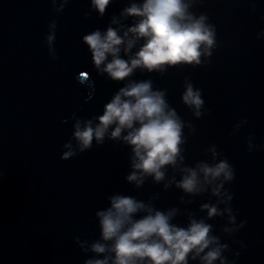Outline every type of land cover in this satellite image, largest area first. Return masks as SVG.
<instances>
[{"label":"water","instance_id":"95a60500","mask_svg":"<svg viewBox=\"0 0 264 264\" xmlns=\"http://www.w3.org/2000/svg\"><path fill=\"white\" fill-rule=\"evenodd\" d=\"M127 3L114 0L100 17L91 0H68L62 12L52 0H0V264H85L94 254H86L77 237L100 238L96 213L117 193L160 210L178 208L173 222L180 226H187L189 212L206 217L201 205L218 199L210 192L192 197L175 185L166 190L151 178L140 188L128 183L131 150L120 142H93L90 150L62 159L73 116L103 114L126 83L97 73L82 38L105 30ZM192 11L215 26L211 57L163 75L137 71L132 79L166 89L169 104L195 129L184 128L188 165L211 162L215 146L216 160L232 166L234 179L223 191L232 196L228 206L243 227L225 233L232 227L227 214L207 223L229 246L224 255L230 264H264V0H199ZM53 20L55 58L46 42ZM186 80L202 92L199 118L182 102Z\"/></svg>","mask_w":264,"mask_h":264},{"label":"clouds","instance_id":"9594fccd","mask_svg":"<svg viewBox=\"0 0 264 264\" xmlns=\"http://www.w3.org/2000/svg\"><path fill=\"white\" fill-rule=\"evenodd\" d=\"M113 2L91 0V11L103 17ZM198 2L128 0L120 14L112 16L105 30L96 29L83 36L97 73L126 83L105 104L103 114L86 120L73 116V136L64 145L67 151L62 159L90 150L93 142L96 145H103L106 140L120 142L131 150V172L125 177L128 183L140 188L151 178L156 184L163 183L166 190L175 185L192 197L210 192L218 199L214 204L201 205L206 217L198 219L189 212L187 226H180L173 222L180 213L178 208L160 210L151 201L120 193L111 195L109 207L96 213L100 238L89 242L77 237L81 249L94 254L85 264H190V261L230 264L224 255L229 246L213 234V226L207 220L227 214L232 227H224L225 233L243 227V223L236 225V217L228 206L232 196L223 191L224 184L234 179L232 166L226 159L216 160L215 146L210 148L211 162L188 165L183 147L187 143L184 128L187 126L193 132L195 129L190 123L186 125L169 104L166 89H155L151 79H132L137 71L163 75L170 67H195L211 57L216 47L215 26L209 23L206 14L192 11ZM52 3L57 12H62L68 0H61L59 7L57 0ZM90 15L91 12L86 14ZM130 19L131 24L127 23ZM56 27L53 20L46 37L53 56ZM184 87L182 102L195 117H201L205 103L201 90L187 80ZM181 201L185 202L183 197ZM220 204L225 207L221 209Z\"/></svg>","mask_w":264,"mask_h":264}]
</instances>
